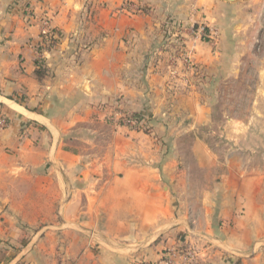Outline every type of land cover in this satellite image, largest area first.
<instances>
[{
    "label": "crops",
    "instance_id": "obj_1",
    "mask_svg": "<svg viewBox=\"0 0 264 264\" xmlns=\"http://www.w3.org/2000/svg\"><path fill=\"white\" fill-rule=\"evenodd\" d=\"M138 1L147 11L0 0V264H159L186 247L194 264H264L262 174L227 154L188 195L194 171L218 162L200 134L211 97L229 95L218 84L240 77L242 55L264 50V0ZM45 16L61 34L51 49ZM257 76L247 117L221 109L227 142L264 119V56ZM94 120L111 136L99 157L71 144ZM181 137L200 154H177Z\"/></svg>",
    "mask_w": 264,
    "mask_h": 264
},
{
    "label": "rangeland",
    "instance_id": "obj_2",
    "mask_svg": "<svg viewBox=\"0 0 264 264\" xmlns=\"http://www.w3.org/2000/svg\"><path fill=\"white\" fill-rule=\"evenodd\" d=\"M57 33L59 36L61 35L58 30ZM262 41L264 42V32H262L261 36V42ZM58 42L59 40L57 39L54 45H57ZM261 42L259 44H262ZM242 56L244 57L243 60L245 64L243 65L240 62L239 64L241 67H237L240 69V77L238 79L230 78L226 85H224V83H221V85L218 84V88H222L223 92L229 95L221 99L216 96L213 98L211 97L210 101L214 105V124L211 128H202L200 134L204 137L210 149V151H207V154H216L218 156V162L216 170L210 173V175H205V173L202 175L194 171L192 176L194 189L188 192V195L191 197L194 196V198H198L203 194L201 183H206V178L209 177V184L214 183V177L222 170V164L227 154H237L238 156L234 159L236 163H240V166H244L248 170H255L263 175L260 196L262 199L264 198V119H261L256 125H252L244 131L241 139L236 144H233L232 141L227 142L224 140L220 128L223 121V115L221 113L223 107H227L230 114H235L242 118L250 114V103L251 99L254 97L253 92L258 85L257 83H260L258 82L257 73L261 67V60L264 56L263 48L257 49L253 55L245 53ZM258 100V109L264 113V98L261 99L259 97ZM125 117L126 116L122 114L118 116V119H120V122H125ZM144 127L146 130L150 128H147L146 125H144ZM75 130L76 131L72 134L75 138L71 144L80 149V151L82 150L85 154H93L96 157L108 151L111 139L109 126H102V124L94 120L79 125ZM92 130H95V132L91 133ZM89 137L92 138L90 143L87 142ZM175 149L177 150V154H200V151H196V149L192 147V140L190 137H181ZM189 161H191V167L195 169L197 167L196 160L193 158ZM187 165L189 164L187 163Z\"/></svg>",
    "mask_w": 264,
    "mask_h": 264
},
{
    "label": "built area",
    "instance_id": "obj_3",
    "mask_svg": "<svg viewBox=\"0 0 264 264\" xmlns=\"http://www.w3.org/2000/svg\"><path fill=\"white\" fill-rule=\"evenodd\" d=\"M120 8L131 14L144 11V6L138 0H124ZM41 22V37L53 36V38L57 40L59 35L57 31L54 32L55 28L51 25V17L45 16L42 18ZM200 30L204 31L205 28L201 27ZM125 122L131 125L137 124L135 119H128ZM9 125L10 123L7 116L0 110V132L5 130ZM196 259V252L191 247H186L185 249H168L167 254L162 257L159 264H194Z\"/></svg>",
    "mask_w": 264,
    "mask_h": 264
},
{
    "label": "trees",
    "instance_id": "obj_4",
    "mask_svg": "<svg viewBox=\"0 0 264 264\" xmlns=\"http://www.w3.org/2000/svg\"><path fill=\"white\" fill-rule=\"evenodd\" d=\"M144 9L147 11V9H146V6H144ZM55 31H57L56 29L54 30V32ZM42 47L43 48H46V49H51V48H53L54 46H56V45H54L56 42H57V40H55L54 38H53V36H51V37H46V36H43L42 37ZM39 64H41L40 62H39ZM38 74H41V71H38ZM134 116H137V114H133V115H130V118H133ZM127 117H129V116H127Z\"/></svg>",
    "mask_w": 264,
    "mask_h": 264
}]
</instances>
